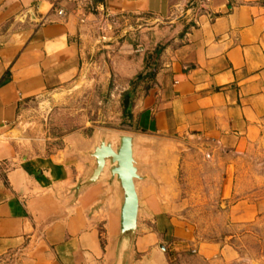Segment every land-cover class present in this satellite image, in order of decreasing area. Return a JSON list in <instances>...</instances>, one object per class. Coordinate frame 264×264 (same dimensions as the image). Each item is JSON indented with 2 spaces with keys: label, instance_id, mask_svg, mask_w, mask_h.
Instances as JSON below:
<instances>
[{
  "label": "crops",
  "instance_id": "crops-1",
  "mask_svg": "<svg viewBox=\"0 0 264 264\" xmlns=\"http://www.w3.org/2000/svg\"><path fill=\"white\" fill-rule=\"evenodd\" d=\"M98 15L163 28L132 107L143 177L129 263L170 264L169 234L170 249L189 246L193 227L177 211L193 199L179 169L203 181L230 237L264 217V0H0V264L18 249L17 264H124L110 176L73 192L92 165L85 138L49 155L12 143L20 107L79 73V32Z\"/></svg>",
  "mask_w": 264,
  "mask_h": 264
},
{
  "label": "rangeland",
  "instance_id": "rangeland-1",
  "mask_svg": "<svg viewBox=\"0 0 264 264\" xmlns=\"http://www.w3.org/2000/svg\"><path fill=\"white\" fill-rule=\"evenodd\" d=\"M147 17L100 16L89 20L79 32L82 63L79 73L60 88L28 99L20 107L17 137L12 139L21 156L49 155L64 150L73 135H95L133 131V119L123 113V94L131 101L150 84L163 35L147 23ZM142 75L139 78V75ZM178 189L191 201L177 211L179 220L191 225L189 246H174L171 234L165 239L170 264H264V217L230 237L218 203L210 199L203 181L188 183L179 169ZM202 184V185H201ZM188 196V195H187ZM203 242H218L221 249L200 251Z\"/></svg>",
  "mask_w": 264,
  "mask_h": 264
},
{
  "label": "water",
  "instance_id": "water-1",
  "mask_svg": "<svg viewBox=\"0 0 264 264\" xmlns=\"http://www.w3.org/2000/svg\"><path fill=\"white\" fill-rule=\"evenodd\" d=\"M86 154L92 165L80 183L74 187L78 194L85 187L97 182L104 175H109V185L120 195L118 214L117 255L124 264H130L134 241L139 229L140 200L137 184L143 176L139 169V159L136 154L135 136L130 133H112L95 135L85 138ZM68 150L75 145H82L83 138L73 135L68 140ZM176 144L174 145V147ZM65 155L64 153H60ZM164 248V246H162ZM23 250L18 249L12 256L13 264H17Z\"/></svg>",
  "mask_w": 264,
  "mask_h": 264
},
{
  "label": "trees",
  "instance_id": "trees-1",
  "mask_svg": "<svg viewBox=\"0 0 264 264\" xmlns=\"http://www.w3.org/2000/svg\"><path fill=\"white\" fill-rule=\"evenodd\" d=\"M142 75H139V78ZM131 91H126L123 94V113L124 115H126L127 117H129V119H133V114H132V107L134 104V100L133 102L131 101Z\"/></svg>",
  "mask_w": 264,
  "mask_h": 264
},
{
  "label": "built area",
  "instance_id": "built-area-1",
  "mask_svg": "<svg viewBox=\"0 0 264 264\" xmlns=\"http://www.w3.org/2000/svg\"><path fill=\"white\" fill-rule=\"evenodd\" d=\"M60 13H62V11H60ZM206 156H207V157H209V156H210V154H207ZM15 252H16V251H15ZM15 252H14V253H15ZM12 256H13V255H12Z\"/></svg>",
  "mask_w": 264,
  "mask_h": 264
}]
</instances>
